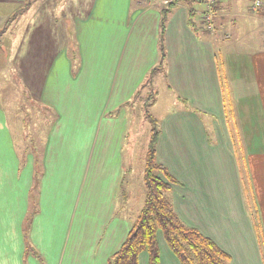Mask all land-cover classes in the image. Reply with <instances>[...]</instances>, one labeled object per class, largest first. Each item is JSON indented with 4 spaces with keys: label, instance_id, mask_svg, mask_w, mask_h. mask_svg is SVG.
<instances>
[{
    "label": "crops",
    "instance_id": "0c3cea01",
    "mask_svg": "<svg viewBox=\"0 0 264 264\" xmlns=\"http://www.w3.org/2000/svg\"><path fill=\"white\" fill-rule=\"evenodd\" d=\"M38 1L0 0V36ZM81 2L84 14L70 13L74 36L62 39V47L42 46L51 41L35 32L32 16L26 38L17 41L24 46L15 57L5 52L6 60H29L33 78L31 64L47 56L39 88L31 80L52 119L35 151L25 142L18 149L14 135L25 141L21 122L11 121L7 97L0 104V264H108L144 202L152 125L139 168L135 101L148 84L155 91L149 109L157 108L159 75L192 107L150 112L160 130L157 159L178 180L170 191L175 211L226 251L230 264H264V239L248 207L251 192L264 235V50L255 57L253 83L241 76L231 86V117L218 63L222 39L245 13L244 0H219L214 29L202 23V0ZM164 13L166 57L150 83L161 58ZM160 235L161 263L180 264ZM140 264H148L146 252Z\"/></svg>",
    "mask_w": 264,
    "mask_h": 264
},
{
    "label": "rangeland",
    "instance_id": "374dc122",
    "mask_svg": "<svg viewBox=\"0 0 264 264\" xmlns=\"http://www.w3.org/2000/svg\"><path fill=\"white\" fill-rule=\"evenodd\" d=\"M244 3L245 13L241 12L242 15L239 17L236 15L237 22L230 30L231 36L228 39H222L221 46L218 50V63L224 85L226 108L230 117L231 106L229 104V91L232 99H234L231 86H237L239 83L237 80H239L241 76L250 83L252 82L255 75V57L258 55L259 51L264 50V5L255 10L252 7L253 0H244ZM37 4L34 10L26 14L19 23L13 24L14 26L9 29L5 36H0V104L5 102L4 97H7L6 102L9 105L5 107V109L11 113V121H13L15 125V119H13L15 117L21 122L25 141H22V136L19 137L15 134L14 139L16 147L21 149L20 143L22 142L23 144L25 142V145L29 147L31 151H35L34 147H38L39 136L40 134L42 136L44 126L52 119V113L49 108L41 105L37 98V93L32 87L31 80L32 77L34 88H39L40 78L42 79L44 69H46L45 62L48 61L46 60L47 56L44 57L46 59H38L34 61L33 65L31 64V67L34 69L33 78V75H30L31 71L25 67L30 63L29 60L23 61L15 58L6 60L5 52L11 53L12 57H15L16 51H20L18 49L19 46H24L20 45V43L18 44L17 41H21L24 37L26 38L28 29H26L25 21L32 18V16L34 17L35 21L33 22L35 25L39 26V28L36 26L35 32H39L42 39L51 41V43L42 46H47L46 50L51 51L53 48L62 47V39H67L69 41L74 36L71 20L72 16L70 13L78 9L77 13L73 14H84L83 2H81V0H39ZM6 37L15 39L12 46L5 42ZM54 41L56 43H52ZM64 44L67 46V42H64ZM23 62L25 63L24 66ZM169 83L170 78L161 75L153 81V89L156 88L160 91V101L157 108L149 109L152 114L159 116L163 111L168 112L177 110L180 104L192 108L181 93L175 90L172 93L167 90V85ZM146 88L150 89V91L148 93L142 92L135 101L138 123L137 127H134L139 131L137 134V152H139V154H137L136 157L138 159L137 165L139 164V168L144 164V142L146 141L145 138L147 135L149 136V128L151 125L150 121L147 119L144 100L152 90L149 88L148 84ZM146 88L142 91H145ZM143 98L144 100H142ZM239 104L240 103H238V108L236 107L237 110L239 109ZM236 108L235 111H237ZM199 113L201 117L204 118L205 122H207L208 118L205 114L201 111ZM209 131L211 133L213 130L210 129ZM243 174L245 179L246 174ZM250 190L249 188L248 193ZM168 195L171 199L170 191ZM248 199L249 211L252 214L253 211H255V205L251 192L248 194ZM137 214L138 211L136 215ZM160 237L161 241H163L162 234Z\"/></svg>",
    "mask_w": 264,
    "mask_h": 264
},
{
    "label": "trees",
    "instance_id": "16d2710c",
    "mask_svg": "<svg viewBox=\"0 0 264 264\" xmlns=\"http://www.w3.org/2000/svg\"><path fill=\"white\" fill-rule=\"evenodd\" d=\"M165 22L164 13L161 20V58L159 65L150 72L148 79L150 83L166 57L163 44ZM154 102L155 91L152 90L144 100L146 115L152 125L145 156L144 202L125 241L109 258L108 264H140V255L143 252L148 254V264H162L160 233L180 264H230L231 256L212 238L204 235L197 228L187 225L173 207L168 192L178 180L157 159L156 143L160 130L156 117L149 111V107ZM252 219L258 237L263 242L262 225L256 208L252 213Z\"/></svg>",
    "mask_w": 264,
    "mask_h": 264
},
{
    "label": "built area",
    "instance_id": "2783aa9c",
    "mask_svg": "<svg viewBox=\"0 0 264 264\" xmlns=\"http://www.w3.org/2000/svg\"><path fill=\"white\" fill-rule=\"evenodd\" d=\"M169 3H175L177 0H167ZM204 3V10L202 12V23L207 29H214L215 22V7L219 0H202ZM264 5V0H253V9L257 10Z\"/></svg>",
    "mask_w": 264,
    "mask_h": 264
}]
</instances>
